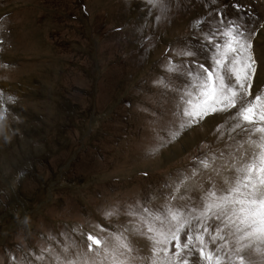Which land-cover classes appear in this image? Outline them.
Listing matches in <instances>:
<instances>
[{
	"label": "rangeland",
	"instance_id": "obj_1",
	"mask_svg": "<svg viewBox=\"0 0 264 264\" xmlns=\"http://www.w3.org/2000/svg\"><path fill=\"white\" fill-rule=\"evenodd\" d=\"M146 2L0 0V90L15 97L0 121V260L5 248L34 247L41 233L61 243L66 233L80 243L74 227L116 231L128 223L125 206L158 207L169 178L186 174L202 154L227 151L228 125L223 135L216 131L222 115L151 151L156 133L167 139L163 120L153 122L160 112L154 81L166 74L169 49L183 47L192 22L210 9L206 0H166L169 11L154 24L157 10L146 16ZM233 3L264 21V0H217L211 7L233 17ZM254 47L258 56L264 52V27ZM207 56L201 52L200 62ZM262 88L258 69L253 91ZM113 205L121 214L105 220L101 210Z\"/></svg>",
	"mask_w": 264,
	"mask_h": 264
},
{
	"label": "snow or ice",
	"instance_id": "obj_2",
	"mask_svg": "<svg viewBox=\"0 0 264 264\" xmlns=\"http://www.w3.org/2000/svg\"><path fill=\"white\" fill-rule=\"evenodd\" d=\"M216 4L206 0L207 15L192 22L193 35L183 47L169 49L166 74L154 81L160 112L153 122L163 120L167 139L156 133L159 142L151 151L215 115L225 117L216 128L220 135L228 125L227 151L202 154L186 174L169 178L164 188L170 191L162 193L164 203L158 207L139 201L125 206L128 223L116 231L105 235L98 224L89 232L74 227L80 243L66 233H61L63 243L41 233L34 247L5 248L0 264H264V88L253 91L256 73L264 69V52L258 56L254 47L264 21L239 3L231 5L233 17L223 7H211ZM145 6L146 16L157 10L154 24L169 11L166 0H147ZM150 39L144 37L145 43ZM201 52L208 53L207 64L200 62ZM9 103L15 97L0 90V121ZM193 191L195 197L189 195ZM120 214L118 205L101 210L105 220Z\"/></svg>",
	"mask_w": 264,
	"mask_h": 264
}]
</instances>
